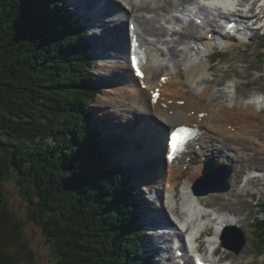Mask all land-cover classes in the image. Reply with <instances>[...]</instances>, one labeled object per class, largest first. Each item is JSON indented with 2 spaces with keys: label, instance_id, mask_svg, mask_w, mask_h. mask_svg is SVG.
Masks as SVG:
<instances>
[{
  "label": "trees",
  "instance_id": "1",
  "mask_svg": "<svg viewBox=\"0 0 264 264\" xmlns=\"http://www.w3.org/2000/svg\"><path fill=\"white\" fill-rule=\"evenodd\" d=\"M57 3L0 0V264L34 261L6 204L8 179L52 264H145L133 201L86 112L98 91L83 29Z\"/></svg>",
  "mask_w": 264,
  "mask_h": 264
},
{
  "label": "bare ground",
  "instance_id": "2",
  "mask_svg": "<svg viewBox=\"0 0 264 264\" xmlns=\"http://www.w3.org/2000/svg\"><path fill=\"white\" fill-rule=\"evenodd\" d=\"M206 1L209 4L216 3L221 8L213 13L209 7L197 6L194 0H105L107 8L105 9L104 4L101 3L102 14H113L111 16L114 23L109 25L99 22L102 26H97V31H95L97 28L90 27V30L94 31L90 36L88 35L91 39H96L94 53L101 61L100 76L111 87L110 95L104 104L105 107H111L110 112L114 123V127L112 126L108 131L119 135L121 130H125L120 138L113 139L116 141L113 145L121 149L120 152H116V156L128 161L133 175H142L139 178L135 175L139 185L137 187L146 186L147 188H142L147 199L139 200L138 207L145 210L144 214L141 212L140 223L150 227L144 229L143 243L150 257V264H160V261L163 264H175L173 255L178 250L185 253L183 258L185 264H191L192 255L195 252L191 250L192 247L186 246L182 231L200 217L202 220L194 224L189 235L195 239L201 227L207 226L204 233H201L198 243L207 264H212V246L215 245L221 230L229 226H240V222L243 221L240 215L227 214L224 212L225 209L233 208L232 198H240L249 187L255 188L256 184L264 181L261 175L245 177L244 170L258 168L251 166L253 160L240 153L233 156L228 146L218 141L219 137L229 136L235 138L237 146H244L247 144L246 137L251 129H257L256 126L259 130L264 129L258 124L249 126L250 124L244 121L249 119L258 123V117L264 110V96L252 95L247 102L239 103L238 84L234 82L232 85L219 87L220 81L217 79L216 70L210 64V55L215 52L216 46L219 47L220 52H229L239 49V45H252L247 39L235 35L231 37L225 32V27L234 22L237 30L245 26L244 29L247 31L248 23L238 18L252 21L256 16L241 17L236 13L239 10L230 13L235 8L224 0ZM80 2L82 1L74 2V8L76 4L81 8L83 4ZM172 12L196 13L205 24L202 27H189L181 31V20L175 18L176 23H173ZM73 15L80 17L84 23L91 20V16L85 20L81 14ZM220 20L221 24H219ZM95 23L98 24L97 21ZM132 28L136 29L137 35L149 54V63L143 67L145 78L140 84L134 76L129 58L127 61L130 45L128 35ZM206 28L209 33L203 32ZM197 32L199 36L196 35ZM99 33L106 38L114 36L115 41L112 43L114 46L111 41L101 39ZM209 34L213 36L209 38ZM222 36L226 40L220 44L217 40ZM252 36L254 38V34ZM164 46H167L171 59ZM104 50L109 51L108 55L112 56L110 60L105 57ZM161 78H166L165 83L161 81ZM212 81L218 86L217 89L212 88L210 84ZM121 83L122 86L116 88L115 84ZM142 86H145V89ZM153 89L161 92L160 100L155 106L151 104ZM180 101L183 105L179 104ZM162 105H167V108ZM115 111L120 115H116ZM201 114L204 115L203 118L200 117ZM230 114H236L234 116L240 120L234 119ZM179 126H197L201 133L199 132L198 137L189 146L188 154L174 162L165 172L167 163L161 157L162 133L166 128L175 129ZM103 132L104 136H110L105 130ZM253 141L258 142L256 139ZM110 142L112 143V140ZM124 143H131L129 151L124 150ZM257 144L264 149V139ZM260 151L257 152L258 155ZM197 155L201 159L216 157L219 162L228 163L234 167L235 172L230 181L231 190L222 195L228 197L224 205H213L209 201L211 196L195 197L192 194L191 187L202 170L203 161L194 165L190 174H188V167L191 164L185 165V163L188 158H191V163H197ZM261 169H264V164H261ZM186 174L187 177H185ZM242 177L244 178L241 179ZM156 178L163 186L160 190L150 188L151 183L156 182ZM151 179L154 180L151 181ZM138 194L139 191L136 195ZM147 203L149 206L145 205ZM151 205L154 210L150 208ZM155 228H164V231L162 234L152 232ZM188 231L189 229L186 234ZM203 237L205 241L202 240ZM174 239L181 246L172 253L174 249L171 245ZM216 261L219 264H236V261L229 259L228 255H217Z\"/></svg>",
  "mask_w": 264,
  "mask_h": 264
},
{
  "label": "rangeland",
  "instance_id": "3",
  "mask_svg": "<svg viewBox=\"0 0 264 264\" xmlns=\"http://www.w3.org/2000/svg\"><path fill=\"white\" fill-rule=\"evenodd\" d=\"M65 1L59 0L57 3V6L60 9H62ZM66 2H65V4H66ZM72 14H74V11ZM73 17H74V15H73ZM89 36H90V34H89ZM89 36L88 37L85 36L83 38L84 41L90 43V40H91L92 43H90V44L94 45L96 39H94V38L91 39ZM102 36H103V34H102ZM262 37H263V35L260 33L259 36L256 37V39H254L252 41L253 45L250 48H248V53H240L239 54V56H243V58H241L239 56L233 57L235 55L232 54V52H237L238 50H240L241 46H243L242 50L246 49V47H244V45H241V46L239 45L240 48L237 50L229 51V52H227V51L223 52V53L229 54L227 56V58H226V55L224 54V56L218 57V59H217V61L221 60L223 62L222 66H220V70L225 71L227 77H232V74H234V76L238 78V79L237 78L232 79L231 83H233L235 81L238 84L237 91H238V95H239V103L247 102L248 100L244 101L243 99L247 98V96L252 95L253 93H264V65H263L264 61L261 58V55L264 53V50L259 49L261 47V45H260V47L256 46L257 42ZM255 41H256V44H255ZM109 51H110V49H109ZM109 51H106V52L108 53ZM91 53H92V51H91ZM91 53L89 52L90 56H91ZM219 53H221V52H219ZM113 54H114V52H113ZM223 58L224 59L231 58V59L229 62H226L224 64V61L222 60ZM91 59H92V61H91L92 62V68H93V72H94L93 81H94L95 85L98 87V89L100 90V93L98 95H96L94 101H92V103H90L88 105V107L86 108V112L93 116V118L91 119V122L94 124V126L97 127L99 136H100V134L104 133L103 130H105L107 135L112 136V137L107 136L110 141L112 140V143L107 141V140H100L101 142H103L102 148H101L102 152L106 151V153L109 155V149L107 147V146H109V148H111V150L113 151V155L115 156V159L118 160L120 158L116 156V152H120L121 149L119 147L113 145L116 142L113 139L118 138V137L120 138V135H123V132H125V130H121V133H119V135H117L118 133H115L113 131H111V132L108 131V129L112 128V126L114 127V123H113L112 115L110 112L111 107H105L104 104L110 95L111 87L108 86V84L105 83L106 81L102 80V77L100 76V74L102 72V70H101L102 68L100 67L101 61H99L96 57H93V58L91 57ZM243 61H245V62L242 63ZM235 66L238 68V70ZM243 70H244V72H243ZM255 70L257 71L258 75L256 74ZM241 72H243L244 77H241ZM251 75H252V77H251ZM222 76H223V74L220 72L218 77L222 79ZM219 81H220L219 87H221L222 84L228 83V81L225 78L223 79V82L221 80H219ZM226 85H228V84H226ZM115 86H116V88H119L120 86H122V83L121 84H115ZM211 86H212V88H215V87H216V89L218 88V86L216 84H213ZM257 95L258 94H253V96H257ZM136 102H137V100H136ZM113 110H115V109H113ZM115 114L120 115L119 112H116ZM230 115H232V114H230ZM234 115H236V114H234ZM234 115H232L233 118L234 119L236 118V120L239 121L240 119H238ZM262 120H263V122H262ZM244 121L248 122L250 124L249 126L252 125V120L245 119ZM257 122L258 123H256V124L261 125V127L264 128V112L260 115V117H258ZM259 123H261V124H259ZM260 133H261L260 134L261 136L260 135H251V136H249V138H252V139L256 138L257 140L259 139L260 141H262L263 140L262 137H264V129H261ZM230 146L233 149L235 148L233 143ZM238 147H239V150L241 152L245 149V147L248 148L247 149L248 158H249V155H250V157L253 154L258 155L256 150L259 149V147L252 145V143H250V144L248 143L247 145H244V146L239 145ZM233 153H234V151H233ZM240 154H242V153H240ZM258 156H259L258 158H259L260 163L264 164V149H262L259 152ZM121 160H123V159H121ZM124 163H125L124 166L127 168L126 177H130L131 185H132V187H134V190H132V195L134 196V203L136 206L135 207L136 208V214L138 217V223L137 224H138V227H141L142 224L140 223V215H141V212H142V214H144L145 210L140 209V207H138V203H139V200L140 201H143V200L146 201V199H147L144 196V191L143 190L140 191L139 187H137V185H138L137 177L139 178V176H142V175H136L135 174L137 176L136 177L135 175H133L131 173V169L128 165V161L126 162L124 159ZM261 164L259 166H261ZM239 167H240V165H239ZM244 172H245V170H244ZM260 172L262 173L261 176L263 178L264 177V169H261ZM188 174H190V173H188ZM185 177H187V174L185 175ZM241 179H243V177ZM153 180L154 179H151V181H153ZM261 183H262V185H259L256 188L249 187L247 189L248 191L244 192L240 196V198H238V199L233 198L232 199V201L234 203L233 206L237 205L238 211L242 214V215H240V217H241V219H243V221L240 222V225H241V228L243 229V231L245 233V238L247 240V243H246L244 249L241 251V253L237 256L232 254L233 257H231V255H229L228 251H224L226 253H222L221 255H228V258L235 260L236 264L242 263V261H243L242 259H246L243 262V264H264V260L262 258H259V243L262 240L260 237V227H258V229H257V225H255V223H256L255 220L264 219V214H263V212L261 213V206L264 203V181ZM1 184H2V187L5 191V193L7 194V197H6L7 207L10 209V211L17 218H20L21 220L24 221V226L22 229V235L26 239L30 250H32L34 252L33 264H52V263H54L55 252H54V249L51 245V242L42 233L41 227L34 225L33 223L29 222L26 219V216L28 213L27 204H29V202H28V199L26 197H22L21 194H19V191H18L19 186H18L17 179H8L7 181L6 180L2 181ZM158 184H159V182L156 178V182L155 183L152 182L150 188L151 189L153 187L157 188ZM144 187L143 188L146 189V186H144ZM157 189L160 190V188H157ZM138 191H139L138 196L140 198H138V196H136V193ZM213 197L216 198L217 196L214 195ZM227 198L228 197L222 196L220 202H216L213 199V200H211V203L212 204L213 203L220 204L219 206H221L222 204L223 205L225 204ZM222 201H223V203H222ZM145 205L149 206L148 203ZM156 206H155V208H156ZM150 208L152 210H154L152 205ZM225 210L230 212V213H234V214L238 215L236 212L228 210L227 208ZM142 233L144 236L143 230H142ZM257 239L259 242L257 241ZM143 242H144V239H143ZM142 247H143L142 253H144V252L146 253V251H145L146 248H145V246H143V244H142ZM146 256H148L147 253H146ZM159 263L163 264L162 261H160Z\"/></svg>",
  "mask_w": 264,
  "mask_h": 264
},
{
  "label": "water",
  "instance_id": "4",
  "mask_svg": "<svg viewBox=\"0 0 264 264\" xmlns=\"http://www.w3.org/2000/svg\"><path fill=\"white\" fill-rule=\"evenodd\" d=\"M230 171V170H229ZM229 176L225 173V168L217 165H211L204 171V176L195 186V194L206 196L211 193H224L229 191ZM245 241L236 248L230 247L236 253H239Z\"/></svg>",
  "mask_w": 264,
  "mask_h": 264
},
{
  "label": "snow or ice",
  "instance_id": "5",
  "mask_svg": "<svg viewBox=\"0 0 264 264\" xmlns=\"http://www.w3.org/2000/svg\"><path fill=\"white\" fill-rule=\"evenodd\" d=\"M181 131L183 132V131H187V130H185V129H182ZM173 139L175 140V139H176V137H173Z\"/></svg>",
  "mask_w": 264,
  "mask_h": 264
}]
</instances>
